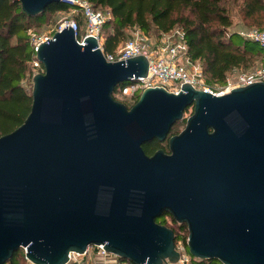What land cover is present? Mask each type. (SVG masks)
<instances>
[{"label":"water","instance_id":"1","mask_svg":"<svg viewBox=\"0 0 264 264\" xmlns=\"http://www.w3.org/2000/svg\"><path fill=\"white\" fill-rule=\"evenodd\" d=\"M39 15L63 0H18ZM65 26L41 42L23 123L0 136V264L19 250L34 264L104 250L132 264L175 263L169 214L188 253L221 264H264V81L215 95L183 83L143 89L132 106L115 88L144 77L137 55L109 62ZM192 106L185 126L152 155Z\"/></svg>","mask_w":264,"mask_h":264},{"label":"trees","instance_id":"2","mask_svg":"<svg viewBox=\"0 0 264 264\" xmlns=\"http://www.w3.org/2000/svg\"><path fill=\"white\" fill-rule=\"evenodd\" d=\"M87 1L93 8L109 14L100 32L106 54L115 53L123 45L129 37V29L138 27L148 36L154 31L156 37L180 29L187 46V58L199 63L205 82L213 88L222 86L228 73L246 65L251 56L259 55L264 66V55L258 48L246 42L239 43L237 38L247 41L246 38L236 32L229 33L232 18L227 6L228 3L239 5L240 15L247 21V26L263 29L264 0ZM70 6L64 2L53 3L43 13L30 16L22 11L18 0H0V136L10 133L23 123L32 101V76L43 69L42 64L39 70L32 64L35 52L29 41L30 28L35 30L36 27L48 23L51 15L69 11ZM72 17L82 30L85 25L83 16L77 13ZM118 86L114 91L118 90ZM138 96L137 93L130 97L132 103H123L130 107ZM181 121L185 122V117L174 124L170 133L179 132L174 128ZM142 148L146 154L152 155L156 150H166L168 147L165 141L152 140ZM167 219L159 217L156 222L174 231L175 243L181 241L186 245V224L177 223L172 217L168 224ZM190 257V264H221L214 259H199L191 255ZM7 264H28L24 251L21 249L15 253Z\"/></svg>","mask_w":264,"mask_h":264},{"label":"built area","instance_id":"3","mask_svg":"<svg viewBox=\"0 0 264 264\" xmlns=\"http://www.w3.org/2000/svg\"><path fill=\"white\" fill-rule=\"evenodd\" d=\"M63 2L73 6L71 10L72 14L80 13L83 16L85 20L84 28L80 30L75 19L72 17L71 19H64L56 28L43 36H37L29 31V41L34 48V52L38 45L46 39L51 38L55 31H60L65 26H70L79 44H82L88 36L96 38L98 43L97 47L109 62L144 55L148 60L146 76L138 77L133 81H127L119 86L117 92L120 95H129L132 97L148 87H164L168 91L176 93L183 83L191 84L196 89L204 90L215 95H222L230 92L232 88L264 81V66H262L253 72L238 74L233 79L227 76L224 84L218 88L209 86L204 80L199 64L187 58V46L184 40V34L180 29H174L152 42L146 33L140 28L135 27L129 34L128 39L115 53L106 54L100 32L109 14H106L103 10L93 8L87 0H63ZM238 35L264 48V29L253 28L240 31ZM32 64L38 70L41 68V63L36 57ZM91 248L94 250L93 253L91 252ZM176 250L180 253L178 261L164 264H190L191 257L187 252V246L179 241L176 243ZM27 262L28 264H34L29 260ZM65 264H127V262L105 251L102 245H94L83 253L70 252Z\"/></svg>","mask_w":264,"mask_h":264},{"label":"rangeland","instance_id":"4","mask_svg":"<svg viewBox=\"0 0 264 264\" xmlns=\"http://www.w3.org/2000/svg\"><path fill=\"white\" fill-rule=\"evenodd\" d=\"M227 6L230 9V15L232 18V26L229 29V33L236 32L238 34V32H240V31H246V30H250V29L254 28V27L247 26V24H248L247 21L244 20L242 18V16L240 15L239 5L237 6L236 4L228 3ZM72 9H73V6H70L69 11H60V12L55 13L54 15H51L48 19V21H49L48 23L40 25L36 28L34 27L35 30L33 28H30L29 31L31 33L36 34L37 36H43L44 34H47L49 31L56 28L64 19H71L72 15H73L71 13ZM106 14H108V13L106 12ZM108 16L109 15H107V17ZM262 28L264 29V25L262 26ZM132 31H133V29H129L127 31V34H130ZM150 34H151V36H149V37H150L152 42L156 41L159 38V37L155 36L156 32H154V31H151ZM244 40L240 37L237 38V41L239 43L246 42V44L253 46L255 48H258L261 51L262 55H264V48H262L260 45L254 43L253 41H251L249 39H246L247 41H244ZM246 62H247L246 65H242L241 67L233 69L231 72L228 73L227 76H230V78L233 79V78H236V76L238 74L250 73V72H253V71L259 69L260 67H262L261 57L259 55L249 57ZM195 63L199 64L197 61H195ZM113 94H114V97L119 101L131 102V103L133 102V100L130 98L131 96H129V95L123 96L122 94L120 95L117 91H114ZM139 94H140V92L138 93V95ZM191 112H192V108L188 107L185 110L184 117L185 118L188 117L191 114ZM184 126H185V122L181 121L175 126L174 130L180 131L184 128ZM169 221H170V218L168 217V219H167L168 224H169ZM93 251H94L93 248H91L92 253H93ZM5 264H7V263H5Z\"/></svg>","mask_w":264,"mask_h":264},{"label":"flooded vegetation","instance_id":"5","mask_svg":"<svg viewBox=\"0 0 264 264\" xmlns=\"http://www.w3.org/2000/svg\"><path fill=\"white\" fill-rule=\"evenodd\" d=\"M190 107L192 108V106H190ZM186 118H187V117H186ZM186 118H185V121H186ZM174 134H176V133H170V132H169L168 135H167L166 140H164L165 143L167 142V147H168V138H169L170 136L174 135ZM164 141H162V142H164ZM146 143H147V142H146ZM143 145H144V144H143ZM143 145H142V146H143ZM160 149H163V148H160ZM163 150H164V149H163ZM164 151H165V152H169L168 148H167L166 150H164ZM161 217H163V218H164V217H167V218L169 217V218H170L171 216H170L169 214L165 213V214H163Z\"/></svg>","mask_w":264,"mask_h":264}]
</instances>
